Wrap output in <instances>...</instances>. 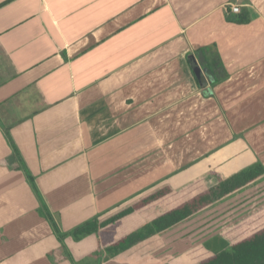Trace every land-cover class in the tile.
Returning <instances> with one entry per match:
<instances>
[{
    "label": "crops",
    "instance_id": "crops-1",
    "mask_svg": "<svg viewBox=\"0 0 264 264\" xmlns=\"http://www.w3.org/2000/svg\"><path fill=\"white\" fill-rule=\"evenodd\" d=\"M230 4L249 24L227 19ZM211 45L229 79L205 98L187 56ZM257 162L264 0H0V264H196L189 250L225 251L208 246L230 248L221 233L264 207V178L152 250L109 258L96 235L71 233L160 186L212 188ZM144 224L129 216L115 238Z\"/></svg>",
    "mask_w": 264,
    "mask_h": 264
},
{
    "label": "trees",
    "instance_id": "trees-1",
    "mask_svg": "<svg viewBox=\"0 0 264 264\" xmlns=\"http://www.w3.org/2000/svg\"><path fill=\"white\" fill-rule=\"evenodd\" d=\"M230 15L239 25L250 22L249 16L242 15V12L239 15L228 12L227 19ZM187 60L193 73L194 68L200 63L202 77L200 81L195 78L205 98H212L213 89L229 79V73L216 45L198 49L195 53L189 54ZM205 72L209 83L205 78ZM13 149L17 160L22 163L21 155L14 146ZM216 178L218 184L212 188L207 186L204 177L180 189L170 185L160 186L110 215L85 222L71 235L75 239L96 235L109 258L127 256L138 248L152 250L161 247L163 244L161 236L164 233L263 180L264 165L257 162L231 177L217 175ZM29 181L37 192L33 181L30 178ZM45 212V217L49 219L53 230L63 240L66 236L61 233L49 211L46 209ZM132 215H139L145 224L123 239L117 240L115 238L117 229L124 219ZM221 236L229 243L228 250L212 253L203 246H198L189 250L187 256L196 264H264V207L255 210L242 221L223 231Z\"/></svg>",
    "mask_w": 264,
    "mask_h": 264
},
{
    "label": "rangeland",
    "instance_id": "rangeland-1",
    "mask_svg": "<svg viewBox=\"0 0 264 264\" xmlns=\"http://www.w3.org/2000/svg\"><path fill=\"white\" fill-rule=\"evenodd\" d=\"M234 4H230V5H228L227 7H231V6H233ZM236 5V4H235ZM196 51H198V49L197 50H194V51H191V52H189V54H192V53H195ZM198 67H200L201 68V66H200V63L198 64ZM205 78L207 79V82L209 83V80H208V76H207V74H206V72H205ZM201 91V90H200ZM201 94H202V92H201ZM202 97H204L203 96V94L201 95ZM262 127H263V122L261 121L260 122V124H259V126H258V131L259 132H262ZM249 156V155H248ZM250 159H252V156L249 158V160ZM183 160H181L180 158H177V160H176V163H177V171L179 170L178 168H181L180 167V165L183 163L182 162ZM183 167V166H182ZM187 170V169H186ZM213 170V169H212ZM180 171H182V170H180ZM214 171H216V170H214ZM191 172V171H190ZM193 172V171H192ZM192 174H194V172L192 173ZM194 176H198V175H194ZM209 185H210V183H209ZM185 186V185H184ZM229 200V199H228ZM260 204H258L257 206H259ZM256 206V207H257ZM256 207H254V208H256ZM226 208V207H225ZM225 208H220V209H218V210H214L213 212H212V214H210V215H215V214H218L220 211H222L223 209H225ZM229 210H231V209H229ZM228 212V210H226L225 211V213L224 214H226ZM207 217V216H206ZM205 217V218H206ZM227 223H229V222H227ZM192 224V223H191ZM200 224V221H197V222H195V223H193L191 226H194L195 227V230L193 229V233H195V232H197V231H199L200 230V228H201V224ZM208 224H210V223H208ZM220 224V223H219ZM226 223H224L223 225H225ZM212 226H210L209 225V231H207V232H204V233H206V237L207 236H211L212 234H215L217 231H218V228L219 227H216V224L215 223H213V224H211ZM223 225H221V226H223ZM220 226V227H221ZM204 233H202V234H204ZM193 236H195V235H193ZM190 241V240H189ZM195 242H197L196 240H194ZM189 244V243H188ZM190 244H194V242H191L190 241ZM214 247H209L208 246V248L210 249V250H212V251H214V252H219V251H222V250H228L229 248H228V244L224 241V240H222L221 238H217L215 241H214V245H213ZM215 248H217V249H215Z\"/></svg>",
    "mask_w": 264,
    "mask_h": 264
},
{
    "label": "built area",
    "instance_id": "built-area-1",
    "mask_svg": "<svg viewBox=\"0 0 264 264\" xmlns=\"http://www.w3.org/2000/svg\"><path fill=\"white\" fill-rule=\"evenodd\" d=\"M226 13L230 12L232 15H239L241 14V7L237 5H233L231 7H226Z\"/></svg>",
    "mask_w": 264,
    "mask_h": 264
},
{
    "label": "water",
    "instance_id": "water-1",
    "mask_svg": "<svg viewBox=\"0 0 264 264\" xmlns=\"http://www.w3.org/2000/svg\"><path fill=\"white\" fill-rule=\"evenodd\" d=\"M194 74H195L197 80L200 81L201 77H202V69L200 67L194 68Z\"/></svg>",
    "mask_w": 264,
    "mask_h": 264
}]
</instances>
